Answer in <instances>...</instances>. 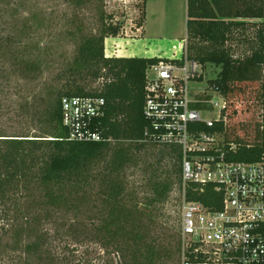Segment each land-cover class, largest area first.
Returning a JSON list of instances; mask_svg holds the SVG:
<instances>
[{
  "label": "trees",
  "instance_id": "obj_1",
  "mask_svg": "<svg viewBox=\"0 0 264 264\" xmlns=\"http://www.w3.org/2000/svg\"><path fill=\"white\" fill-rule=\"evenodd\" d=\"M68 2L78 9L96 3L98 28L81 37L71 66L62 72L71 79L61 89L48 90L47 96L36 99L31 111L26 110L39 135H0V264H87L76 261L75 255L56 252L54 243L67 239L74 243L91 241L108 255L117 254L119 260L105 264H179L177 227L162 221V206L173 183L171 176L161 178L152 173L149 188L142 190V198H137L140 191L128 188L122 173L130 161L131 144L159 146L143 134L147 124L143 115L146 67L161 60L176 62L182 55L113 56L109 39L111 43L118 40L122 25L103 10V0ZM136 6L139 14L135 25L141 28L146 0H138ZM186 15L187 37L203 36L217 41L218 33L221 36V29L227 25L226 19H264V0H186ZM80 24L76 25L79 34ZM263 32L264 21L257 29V46L252 47L251 55L232 66L233 60L223 48L216 52L213 47L205 55L187 53L201 63L209 61L221 66L217 78L209 82L227 103L226 139L241 145L234 160L254 161L264 147V140H258L257 119L250 129L236 121L251 110L256 115L260 107L264 89L260 78ZM16 65L26 73L40 70L34 62L18 61ZM84 74L94 79L103 77L100 88L86 89L78 82ZM74 95L105 99L100 130L110 141L67 139L59 103L62 96ZM217 128L222 129V125ZM160 147L168 150L179 164L175 172L181 191L179 150ZM185 198L211 208L221 204V194L214 191L212 184L186 183Z\"/></svg>",
  "mask_w": 264,
  "mask_h": 264
},
{
  "label": "rangeland",
  "instance_id": "obj_2",
  "mask_svg": "<svg viewBox=\"0 0 264 264\" xmlns=\"http://www.w3.org/2000/svg\"><path fill=\"white\" fill-rule=\"evenodd\" d=\"M137 2L103 0V10L113 14V20L122 25L118 40L111 43L109 39L114 50L113 56L157 55L173 58L180 54L183 57L187 53L194 56V52L205 55L215 47L216 52L223 48L229 53L233 60L232 66L234 62L236 64L237 61L245 60L251 55L252 47L257 46L260 21L254 18L226 19L224 23L227 25L221 29V36L218 33L217 41L203 36L187 37L186 0H146L143 33L135 25L139 14ZM95 6L96 3H90L78 9L68 0H0V135H39L35 121L25 112L32 110L38 97L47 96L48 90L53 92L55 88L61 89L71 79L62 72L71 66L81 37L96 32ZM77 23L82 25L80 34L76 32ZM107 47L111 50L108 44ZM18 61L34 62L40 66V70L23 72L16 65ZM204 64V80L191 84L195 90L206 88L210 85L209 81L219 75L220 65L209 61ZM103 81V77L94 79L84 74V79L78 82L86 89H99ZM207 90L211 92L210 88ZM212 98L217 96L212 93ZM216 113L217 110H214L208 116L215 117ZM256 119L257 113L255 115L251 110L236 121L248 125L250 129L256 125ZM130 147V161L122 173L124 183L128 188L139 190L136 196L142 198L144 195L141 192L149 188L148 178L152 173L161 178L171 176L173 183L168 199L162 206V221L172 228L177 227V208L182 192L178 173L175 172L179 168L178 162L174 161L168 150L160 146L146 144L138 147L131 144ZM54 245L58 254L75 255L76 261L84 260L87 264L119 260L116 253L108 255L96 243L87 240L74 243L67 239L56 241Z\"/></svg>",
  "mask_w": 264,
  "mask_h": 264
},
{
  "label": "built area",
  "instance_id": "obj_3",
  "mask_svg": "<svg viewBox=\"0 0 264 264\" xmlns=\"http://www.w3.org/2000/svg\"><path fill=\"white\" fill-rule=\"evenodd\" d=\"M205 66L185 54L176 62L161 60L145 69L144 137L159 146L178 148L181 156L179 264H264V147L254 161L232 159L241 145L225 137V98L213 84L200 90L191 85L204 80ZM260 78L264 86V60ZM59 104L68 140L110 141L100 130L103 97L62 96ZM214 110L216 116H208ZM257 121L262 142L264 89ZM192 182L212 184L221 194L220 207L186 199L185 184Z\"/></svg>",
  "mask_w": 264,
  "mask_h": 264
},
{
  "label": "crops",
  "instance_id": "obj_4",
  "mask_svg": "<svg viewBox=\"0 0 264 264\" xmlns=\"http://www.w3.org/2000/svg\"><path fill=\"white\" fill-rule=\"evenodd\" d=\"M145 20H146V13H145ZM144 25H145V21H144ZM140 29H142V32L145 33V27L144 26L141 27ZM113 52H114V50H113Z\"/></svg>",
  "mask_w": 264,
  "mask_h": 264
}]
</instances>
